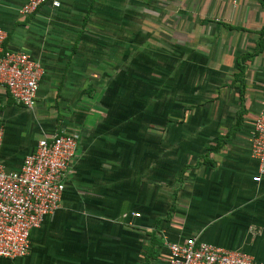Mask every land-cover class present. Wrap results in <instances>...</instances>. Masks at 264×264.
<instances>
[{"label": "crops", "instance_id": "1", "mask_svg": "<svg viewBox=\"0 0 264 264\" xmlns=\"http://www.w3.org/2000/svg\"><path fill=\"white\" fill-rule=\"evenodd\" d=\"M0 0L3 48L39 62L34 104L0 85V161L76 140L59 208L0 264H167L195 237L264 264V0ZM134 213L138 215L135 216Z\"/></svg>", "mask_w": 264, "mask_h": 264}, {"label": "built area", "instance_id": "2", "mask_svg": "<svg viewBox=\"0 0 264 264\" xmlns=\"http://www.w3.org/2000/svg\"><path fill=\"white\" fill-rule=\"evenodd\" d=\"M47 1L53 7L59 5L57 0H24L18 11L22 15L31 14ZM5 37V31L0 28V85L14 102L31 107L42 68L28 54L3 48ZM261 43L264 48V29ZM1 137L0 129V143ZM75 149L74 136L59 132L38 139L16 170L5 169L0 161V258L26 255L29 231L39 227L44 216L59 208L63 175ZM249 155L256 162L251 180L259 182L264 177V110L253 120ZM166 249L167 264H260L247 252L225 249L195 237L167 242Z\"/></svg>", "mask_w": 264, "mask_h": 264}]
</instances>
